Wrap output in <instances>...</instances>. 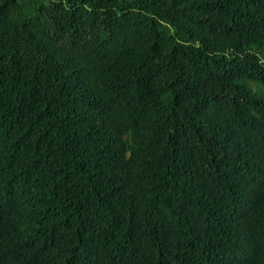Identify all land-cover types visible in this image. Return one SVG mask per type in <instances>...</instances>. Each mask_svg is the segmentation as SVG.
Instances as JSON below:
<instances>
[{
    "label": "trees",
    "instance_id": "16d2710c",
    "mask_svg": "<svg viewBox=\"0 0 264 264\" xmlns=\"http://www.w3.org/2000/svg\"><path fill=\"white\" fill-rule=\"evenodd\" d=\"M0 264H264V0H0Z\"/></svg>",
    "mask_w": 264,
    "mask_h": 264
},
{
    "label": "rangeland",
    "instance_id": "374dc122",
    "mask_svg": "<svg viewBox=\"0 0 264 264\" xmlns=\"http://www.w3.org/2000/svg\"><path fill=\"white\" fill-rule=\"evenodd\" d=\"M250 85H251V91H252L255 95L260 96L261 90H260L258 84H256V83H251Z\"/></svg>",
    "mask_w": 264,
    "mask_h": 264
}]
</instances>
